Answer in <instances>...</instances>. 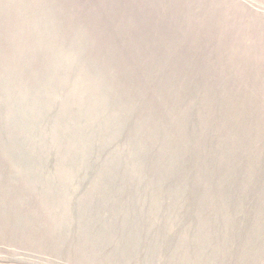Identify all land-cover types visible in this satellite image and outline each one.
Wrapping results in <instances>:
<instances>
[{"label":"rangeland","instance_id":"rangeland-1","mask_svg":"<svg viewBox=\"0 0 264 264\" xmlns=\"http://www.w3.org/2000/svg\"><path fill=\"white\" fill-rule=\"evenodd\" d=\"M262 164L264 0H0V264H264Z\"/></svg>","mask_w":264,"mask_h":264},{"label":"trees","instance_id":"trees-1","mask_svg":"<svg viewBox=\"0 0 264 264\" xmlns=\"http://www.w3.org/2000/svg\"><path fill=\"white\" fill-rule=\"evenodd\" d=\"M160 50L161 48L158 46V44L154 43V65H156V69H154V88L157 87V89H155L154 91L158 90L162 95H164L167 92V85L171 87L172 85L177 86L179 84V79L183 76L182 73H174L175 68L183 64L190 63L189 70L186 76L188 83L186 81H183L181 82V84L185 85L187 88L189 86V98L191 101H193V98H195L196 100L200 98V102L202 103V100L205 97H212L213 103L215 105L221 104L220 100H224L225 98L229 97L227 91L224 92L223 90L224 93L222 91L221 93H219L209 87V79H205V75L207 72H205L206 70L203 68L204 62H201L198 59H191V61H189V59L187 60L175 56L160 55ZM192 62L195 65V69L192 66ZM198 65H200V70L196 71L198 69ZM197 75H200L199 80H197ZM201 77L204 81H202ZM213 110L216 111L214 107ZM217 112V114L221 112V106H218ZM246 146H248V144ZM246 146H238L237 155L243 152ZM238 160H241V157H239ZM257 166L264 168V164Z\"/></svg>","mask_w":264,"mask_h":264}]
</instances>
